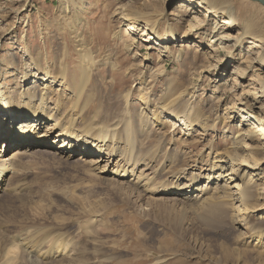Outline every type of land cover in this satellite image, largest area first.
<instances>
[{
  "label": "rangeland",
  "instance_id": "374dc122",
  "mask_svg": "<svg viewBox=\"0 0 264 264\" xmlns=\"http://www.w3.org/2000/svg\"><path fill=\"white\" fill-rule=\"evenodd\" d=\"M182 1L0 0V61L6 63L12 57L19 64L26 58L24 48L27 45L33 51L41 48L42 54L49 57L48 61L56 69L66 38L77 60L73 41L79 35L96 59L94 79H97L92 84L98 85L97 95L102 100L104 112H112L115 116H122L123 112L127 115L129 111L138 114L144 106L141 102L143 95L153 103L161 102L165 79L159 73L165 68L177 82H192L191 85L198 82L200 85L195 95L211 102L214 100L209 96L211 88L217 83L197 80L207 47L201 43L202 38H198L201 42L195 43L182 41V36L186 35V22L194 14L192 10L179 9ZM220 1L233 7L240 24L254 18L252 20L264 26V5L259 1ZM205 5L198 13H202L201 17L206 13ZM121 7L130 11H152L154 18L162 20L161 36L153 34L151 43L140 40L139 33L145 25L137 29L124 25L117 13ZM9 26H13L12 30L8 29ZM170 29L177 37L171 36L174 40L164 44L168 47L166 52L163 38ZM236 31L237 28L233 27L228 32L234 34ZM199 33L201 37L213 36L210 27ZM244 46L248 47V42L245 41ZM179 52L181 60H186L185 66L177 61ZM244 55L236 50L231 59L238 61ZM193 56V64H190ZM221 56L226 57V54L223 52ZM145 57L151 60L146 62L149 69L144 67ZM1 67L6 75L4 85L9 86L14 74H6L4 64ZM72 69L75 71L77 67L74 65ZM262 72L264 75V69ZM150 79L154 80L149 83L153 87L145 90L148 86L143 81L148 83ZM126 93L131 97V109L126 106ZM227 96L231 102L236 100L234 93L229 92ZM213 103L217 106V113L224 116L218 102ZM225 120L219 123L218 131L211 132L205 139L193 132L188 146L177 143V140L169 144L172 137L180 139L183 133L180 127L176 132V127L170 124L149 125L150 132L145 135L137 131L138 148L144 153L157 152V165L170 156L182 161L174 169L156 177L153 185L158 188L142 199L138 198L139 193H144L142 187H134L131 183V178L135 180L136 177L131 175L128 178L131 181L128 182L129 188L120 186L112 174L114 165L108 167L110 172L101 174L78 158L79 152L67 160L42 152H36L32 157L20 156L19 165L26 167V171L19 176L12 171L10 175L15 176L12 177L13 188L6 191L4 186L0 190V264H60L52 253L51 257L43 259V252L50 251V243L63 239L70 240L71 247L75 248L77 260L73 264H158L159 259L165 260L162 264H264V221L258 220L264 211V193L257 212L246 224L234 220L229 205L217 206L218 209L212 201V206H198L194 204L196 202L187 205L170 192V187L177 185L170 180L173 171L184 167L190 174L193 170L189 168L195 163L201 167L211 138L216 140V146L223 147L221 131L226 125H231L230 131L236 134L237 126ZM199 139L202 142L198 144ZM18 183L23 185L19 187ZM13 255H17L16 258Z\"/></svg>",
  "mask_w": 264,
  "mask_h": 264
},
{
  "label": "bare ground",
  "instance_id": "6f19581e",
  "mask_svg": "<svg viewBox=\"0 0 264 264\" xmlns=\"http://www.w3.org/2000/svg\"><path fill=\"white\" fill-rule=\"evenodd\" d=\"M254 1L264 5V0ZM203 4L207 8L204 10L205 15L201 17L202 13H198L202 11ZM179 9L192 10L196 14L186 22V35L182 36V41L192 40L195 43L201 42L198 38H202L201 43H205L207 47L206 58L197 80L207 79L217 83L211 88L209 96L214 97L211 102L195 95L200 85L198 82L194 85H191L192 82L181 83L179 79L177 82L165 68L159 73L165 79L161 92L164 99L161 102L153 103L143 95L141 102L144 106L138 114L129 111L124 115L123 112L122 117L104 112L101 109L102 100L97 95L98 85L96 87L92 84L97 79H94L96 59L91 48L79 35L73 41L77 60L74 59L66 38L58 55L56 69L48 61L49 57L42 54L41 48L33 51L27 45L24 48L26 58L19 64L12 57L6 63L0 61V190L4 186L5 190L12 189L13 174L19 173V176L26 171V167L19 165L20 156L32 157L36 152H42L67 160L75 152H79L78 158L88 162L94 171L101 174L110 172L108 167L114 165L112 174L116 176L115 182L120 186L129 188L128 182L131 181L128 178L131 175L136 177L135 180L131 178V183L134 187H142L144 193L138 195L142 199V196L158 188L156 184L153 185L156 177L166 173L168 169H174L182 161L170 156L161 163L160 160L157 165V152L144 153L138 148L140 143L136 138L137 131L148 134L149 125L170 124L171 127H176V132H179L180 127L183 133L180 139L172 137L169 144L172 140L173 143L177 140V143L188 146L193 132H198L205 139L211 132L218 131L219 123L228 119L230 124L237 126L236 134L230 131L231 125H226L224 131L220 130L224 139L223 147L216 146V140L211 138L201 167L196 163L194 167L190 165L189 169L193 170L190 174L184 167L173 171L170 180L177 185L170 187V192L187 205L196 202L194 204L198 206H212L211 201L217 209L219 206L229 205L235 221H244L246 224L250 221L257 212L264 193V26L252 20L254 18L240 24L233 7L225 1L183 0ZM117 13L123 24L132 26L133 29L145 25L139 33L140 40L151 43L153 34L161 36L162 20L154 18L152 11H130L121 7ZM219 17L220 20H217ZM212 19L215 20L211 21ZM208 26L213 36L209 38L207 34L201 37L199 31L204 28L209 30ZM12 27L9 26L8 29ZM233 27L237 28L234 34L228 32ZM164 34L162 45L177 37L172 29ZM245 41L248 42V47L244 46ZM164 46L163 49L168 50ZM236 50L245 53L238 61L231 59ZM223 52L226 57L221 56ZM177 55V61L185 66L186 60H181V53ZM191 59L188 62L193 64L194 56ZM150 61L143 58V66L149 69L146 62ZM3 64L6 74H14L9 86L4 85L6 75L4 67H1ZM74 65L77 67L75 71L72 69ZM150 82L154 80L150 79L148 83L143 81L148 86L145 90L153 87ZM190 88L194 90L191 91ZM229 92L236 95L234 102L227 96ZM125 97L128 100L127 109H131L129 93ZM213 102H218L224 116L217 113V106ZM212 116L215 117L211 118ZM201 139L198 144L202 142ZM7 171L10 173L7 174ZM11 172L13 176L10 175ZM21 185L23 184L18 186ZM258 220L264 221V211L259 214ZM50 245V251L45 250V256L40 255L44 256L43 259L51 257L52 253L60 264H73L77 260L70 240H55ZM14 251L11 253L17 252ZM16 256L13 255L15 258ZM163 262L165 260L157 261L158 264Z\"/></svg>",
  "mask_w": 264,
  "mask_h": 264
},
{
  "label": "water",
  "instance_id": "95a60500",
  "mask_svg": "<svg viewBox=\"0 0 264 264\" xmlns=\"http://www.w3.org/2000/svg\"><path fill=\"white\" fill-rule=\"evenodd\" d=\"M262 1V0H261Z\"/></svg>",
  "mask_w": 264,
  "mask_h": 264
}]
</instances>
